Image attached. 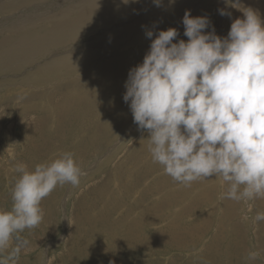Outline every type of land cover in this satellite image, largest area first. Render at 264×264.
<instances>
[{"label":"rangeland","instance_id":"obj_1","mask_svg":"<svg viewBox=\"0 0 264 264\" xmlns=\"http://www.w3.org/2000/svg\"><path fill=\"white\" fill-rule=\"evenodd\" d=\"M88 1L0 0V57L13 56L0 59V210H11L19 174L9 169L16 164L32 171L72 152L84 173L78 188L58 186L41 202L43 221L22 233L30 247L16 264H264V221L252 223L264 212V199H222L227 184L215 177L180 187L152 162L148 133L138 130L123 99L130 69L149 51L147 30L184 32L182 19L190 10L210 19L206 32L214 26L226 37L240 11L221 16L224 0H163L161 7L145 0L135 10L111 8L115 16L103 13L105 24L94 31L64 29L61 36L59 24L98 6ZM257 1L264 12V0ZM26 37L42 43L23 47ZM186 38L180 33L174 42ZM88 49L95 54L84 60L81 52ZM107 64L122 72L116 83L93 87L99 74H111ZM84 83L94 98L86 107L75 100L69 105L68 93ZM250 252L259 255L250 260Z\"/></svg>","mask_w":264,"mask_h":264},{"label":"clouds","instance_id":"obj_2","mask_svg":"<svg viewBox=\"0 0 264 264\" xmlns=\"http://www.w3.org/2000/svg\"><path fill=\"white\" fill-rule=\"evenodd\" d=\"M162 2L153 0L157 7ZM224 4L221 16L231 18L229 9L243 13L226 37L214 26L206 32L210 19L193 17L190 10L182 19L187 41L174 42L180 35L176 28L147 30L149 51L130 69L123 99L138 130L147 131L150 158L165 175L185 188L215 177L227 184L222 199L247 203L264 199V20L242 0ZM9 171L19 176L11 210H0V264H16L30 247L22 233L42 223L41 202L58 186L78 188L84 175L72 152L32 171L22 163ZM257 221H264V212L253 225ZM258 255L250 252L248 258Z\"/></svg>","mask_w":264,"mask_h":264},{"label":"bare ground","instance_id":"obj_3","mask_svg":"<svg viewBox=\"0 0 264 264\" xmlns=\"http://www.w3.org/2000/svg\"><path fill=\"white\" fill-rule=\"evenodd\" d=\"M85 1H88V0H85ZM145 0H137V2H133V3H129L127 5L123 4L122 3V0H89L87 2V4L89 5L90 3H93V4H96L98 6H92V5H89L90 6V10L93 9V11L89 12L88 13H85V15H83L82 18H76V19H73V20H69V21H66L64 23H61L59 24L58 26V32L60 33L61 36H64L66 35V31L64 29H68V32L72 33V34H75L76 32L79 33V30L78 29H82V30H85L87 29L88 31H94L95 29L99 28V26L101 25H104L105 23H103V18L101 17V15L103 13H107L109 15L110 18H113L115 15H113L111 12L115 11V9H111V8H114L116 6H119V7H123V5L127 6V8L130 7L131 10H135L136 7L138 6L139 3H144ZM21 5V4H20ZM67 5V4H66ZM245 6L246 7H251L253 8L254 10H256L258 12V14L260 15L261 19L264 20V12L261 8V6H259V2L257 0H246L245 2ZM119 11V10H118ZM116 13V12H115ZM124 13V12H123ZM134 13V12H133ZM132 13V14H133ZM113 16H112V15ZM240 14V15H239ZM239 14L237 15V18H242V12H239ZM111 15V16H110ZM124 15V14H123ZM145 15V14H144ZM39 20L41 18V15L39 14ZM37 16V17H38ZM121 16H122V13H121ZM119 16V17H121ZM54 17L56 18L55 15L51 16L52 19H54ZM131 18V17H130ZM126 19V18H124ZM27 21V20H26ZM146 21V20H145ZM144 21V22H145ZM22 22H25V21H21ZM55 22V21H54ZM127 22V21H126ZM56 25V23H54ZM130 24V23H129ZM135 25V24H134ZM141 26V25H140ZM131 27V25L129 26ZM128 28V26H127ZM184 28V27H182ZM26 29V28H25ZM125 29V28H124ZM176 29H178V31L180 30L179 27H176ZM185 30V29H184ZM25 34H27V31H24ZM120 33V32H119ZM126 33V32H125ZM179 33H182L184 34V32H179ZM131 34V33H130ZM85 35V34H84ZM87 35V34H86ZM85 35V36H86ZM134 35V34H133ZM88 36V35H87ZM98 36V35H97ZM100 36V35H99ZM79 37V35H78ZM183 37V36H182ZM81 38V37H80ZM83 38V37H82ZM87 39V38H86ZM92 39V38H91ZM102 39V38H101ZM141 39V38H140ZM185 39V38H184ZM187 39V38H186ZM45 40V39H44ZM89 40V39H88ZM98 41V40H97ZM101 41V40H100ZM103 41V40H102ZM94 42V41H93ZM23 43H24V46H27V47H33L35 45H38V44H41L42 41H39V40H35L34 38L32 37H26L24 38L22 41H21V45L23 46ZM76 43V42H74ZM127 43V42H126ZM26 44V45H25ZM44 44V43H43ZM105 44V43H104ZM8 45V44H7ZM45 45V44H44ZM107 45H112L114 47L113 44H107ZM117 45V44H116ZM115 45V46H116ZM23 46V47H24ZM47 46V44H46ZM20 47V46H19ZM38 47V46H36ZM100 47V46H99ZM102 47V46H101ZM22 48V47H21ZM18 49V48H17ZM44 49V48H43ZM24 50V49H23ZM30 50V49H29ZM32 50V49H31ZM89 50V51H88ZM88 50H84L82 51L81 53V57L84 59V60H89L90 58L93 57V55L95 54V50L93 49H88ZM141 50V49H140ZM143 50L145 51L146 53V46L143 48ZM14 55L17 53V51L15 50L14 51ZM20 52V50H19ZM127 52V51H126ZM137 52V51H136ZM142 53V52H141ZM12 58L13 56H4V57H0L1 58ZM136 57V55H135ZM11 58L9 59L11 61ZM15 59L17 57H14ZM116 58L113 57L111 60L113 62H116L114 59ZM134 58V57H133ZM129 59V55H125V60L124 61H128ZM141 59V58H140ZM2 60V59H1ZM4 60V59H3ZM13 60V59H12ZM142 61V60H140ZM58 65V64H57ZM83 67V64L82 62L79 64V68ZM12 75V74H11ZM90 78H93V74L89 75ZM88 77V76H87ZM89 78V79H90ZM88 79V78H87ZM86 80V79H84ZM89 81V80H88ZM82 81H80L79 83H81ZM96 85V84H95ZM97 86V85H96ZM106 86V84L104 85ZM95 87V86H93ZM72 88V87H71ZM76 88V91L74 94H69L67 95V97L65 98L66 101H68L67 103L70 105V103H76L74 102L77 101L81 104L82 100H89V99H93V96H90L89 94V91H88V85L86 83L83 84H79L78 86L75 87ZM126 89V88H125ZM95 91V90H94ZM92 92H93V89H92ZM99 93V92H98ZM32 99V97H31ZM34 99V98H33ZM73 99V100H72ZM30 101V100H29ZM93 101V100H92ZM27 102H28V99H27ZM26 102V103H27ZM65 102V101H64ZM70 102V103H69ZM77 103V105L79 104ZM30 104V103H29ZM66 104V105H68ZM85 104V103H84ZM65 105V104H64ZM63 105V106H64ZM72 105V104H71ZM60 106V105H59ZM62 107V106H61ZM65 108V107H63ZM63 108H60L59 109H63ZM55 109V108H54ZM58 109V108H57ZM60 111V110H59ZM62 112V111H61ZM60 112V114H61ZM64 112V111H63ZM64 115V114H63ZM62 115V116H63ZM98 121V120H97ZM105 126V125H104ZM104 128V127H103ZM30 136V135H29ZM177 195V194H176ZM73 227V226H72Z\"/></svg>","mask_w":264,"mask_h":264},{"label":"crops","instance_id":"obj_4","mask_svg":"<svg viewBox=\"0 0 264 264\" xmlns=\"http://www.w3.org/2000/svg\"><path fill=\"white\" fill-rule=\"evenodd\" d=\"M118 62H120V61H117L116 62V64H115V67H117V63ZM105 69H109V70H111V74L108 76V77H106L105 75H101V74H99V76L97 77L98 79H96L95 81H93L92 83H91V85L92 86H100V85H108V86H111V85H113V84H115L116 82V79H117V77L119 76V74H121L122 72H120V71H118V69H116V68H111V66L109 65V64H107L106 65V67H104ZM120 69L121 70H123V67L121 66L120 67ZM101 75V76H100ZM118 75V76H117ZM110 79H112V81H111V83H109V84H107V82L110 80ZM128 79V78H127ZM96 84V85H95ZM90 88L91 87H88V91L89 92H91L92 90H90ZM93 88V87H92ZM76 89V88H75ZM90 94V93H89ZM91 94H92V96H93V92H91ZM91 94H90V96H91ZM96 96H99V95H96ZM94 98V97H93ZM83 102H81V104L83 105V106H87V104H88V101L87 100H82ZM85 103V104H84ZM34 124V123H33Z\"/></svg>","mask_w":264,"mask_h":264}]
</instances>
